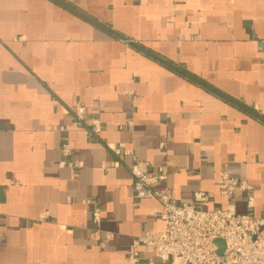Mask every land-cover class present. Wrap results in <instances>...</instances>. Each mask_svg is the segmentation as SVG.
Here are the masks:
<instances>
[{
  "label": "crops",
  "instance_id": "1",
  "mask_svg": "<svg viewBox=\"0 0 264 264\" xmlns=\"http://www.w3.org/2000/svg\"><path fill=\"white\" fill-rule=\"evenodd\" d=\"M79 102L99 136L72 125ZM65 142L81 167L61 166ZM120 142L178 202L224 206L226 169L263 216L264 0H0V264H129L135 238L165 230L131 157L114 164Z\"/></svg>",
  "mask_w": 264,
  "mask_h": 264
},
{
  "label": "built area",
  "instance_id": "2",
  "mask_svg": "<svg viewBox=\"0 0 264 264\" xmlns=\"http://www.w3.org/2000/svg\"><path fill=\"white\" fill-rule=\"evenodd\" d=\"M99 109V107H98ZM82 103H76L73 109L72 125L85 126L90 117L88 130L99 136L102 122L98 111H92ZM114 164L123 158L131 157L129 171L133 177V189L138 199H156L159 207L153 215L162 219L166 228L163 231L149 230L135 238L128 251L129 264H264V215L252 214L255 208V187L249 181L233 177L228 170L220 171L218 191L225 199L224 206L211 207V197L202 190L193 193L191 202H178L171 192L161 189L167 180L162 166L153 167L151 163L138 159L126 143L111 146ZM63 160L61 166L81 167L71 161L70 145L62 144ZM107 165L104 163L103 167ZM246 197L249 212L238 213L235 205L237 194ZM89 203V201H86ZM48 213L42 214L38 221H46ZM101 214L98 208L87 227L99 234L102 232ZM113 237L105 233V241ZM224 241L222 255L218 254L216 241ZM143 246L148 254L141 259L139 247Z\"/></svg>",
  "mask_w": 264,
  "mask_h": 264
},
{
  "label": "rangeland",
  "instance_id": "3",
  "mask_svg": "<svg viewBox=\"0 0 264 264\" xmlns=\"http://www.w3.org/2000/svg\"><path fill=\"white\" fill-rule=\"evenodd\" d=\"M216 244L218 245L219 249H218V254L222 255L223 250H224V241L222 239H218L216 241Z\"/></svg>",
  "mask_w": 264,
  "mask_h": 264
}]
</instances>
